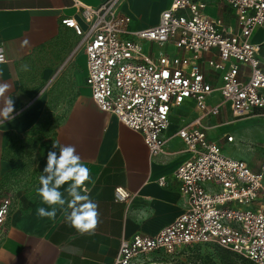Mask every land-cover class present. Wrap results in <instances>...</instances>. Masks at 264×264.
I'll list each match as a JSON object with an SVG mask.
<instances>
[{"label": "built area", "instance_id": "2783aa9c", "mask_svg": "<svg viewBox=\"0 0 264 264\" xmlns=\"http://www.w3.org/2000/svg\"><path fill=\"white\" fill-rule=\"evenodd\" d=\"M221 1L231 11L228 20L210 16L203 0H170L145 28L131 26L120 10L124 0L97 6L71 0L81 21L60 20L78 38L74 53L85 56L84 82L94 103L138 133L151 155L164 152L165 131L179 107L190 101L200 112L176 133L189 154L173 172L181 214L153 235L122 237L111 264H156L150 255L170 257L205 245L264 264V165L253 170L225 154L202 124L226 106L233 118L264 113V39H254L264 31V0ZM157 183L165 186V177ZM131 196L124 187L114 189L116 201ZM13 200L12 188L0 196V237Z\"/></svg>", "mask_w": 264, "mask_h": 264}, {"label": "crops", "instance_id": "0c3cea01", "mask_svg": "<svg viewBox=\"0 0 264 264\" xmlns=\"http://www.w3.org/2000/svg\"><path fill=\"white\" fill-rule=\"evenodd\" d=\"M104 1L84 0L92 6ZM203 1L207 3L206 11L210 16L230 18L231 11L221 0H218L221 12L214 10L209 0ZM169 2L124 0L120 10L130 16L132 27L145 28L157 21ZM67 16L81 21L71 0H0V49L5 58L0 63V83L10 85L5 96L12 97L15 104L13 119L4 121L0 118V196L12 186L3 184L6 174L14 168L5 158L12 137L23 136L40 123L48 100V89L52 86L47 82L25 87L20 78L21 65L38 49L57 42L67 40L76 47L78 38L73 30L60 23L61 18ZM260 33L263 35L261 38ZM25 39L29 43L22 46ZM254 39H264V31L258 29ZM75 53H80L83 60L82 78L72 103L55 128L52 143L74 145L82 162L89 168L90 180L84 188L98 204V226L93 235H80L68 225L62 211L57 212L54 220L37 215L38 207H48L42 204L37 194L39 177L46 166L47 154L43 155L42 171L33 188L30 191L13 189V205L0 237V264H111L122 237L153 235L182 212L183 200L173 172L189 154L176 133L191 121L182 124L178 114H183L182 110L188 106L196 113L194 118L200 112L190 101L179 107L165 131L164 152L151 155L138 133L113 115L101 111L94 103L84 82L85 56L81 51ZM51 72L52 69H45L43 77H50ZM211 76L212 80H209L212 83L217 78L214 73ZM217 115L203 118L202 124ZM228 123L231 122H224L220 127ZM205 128L206 137L215 141ZM160 177H165V186L157 183ZM117 186L126 188L132 195L127 202L115 200L114 189Z\"/></svg>", "mask_w": 264, "mask_h": 264}, {"label": "rangeland", "instance_id": "374dc122", "mask_svg": "<svg viewBox=\"0 0 264 264\" xmlns=\"http://www.w3.org/2000/svg\"><path fill=\"white\" fill-rule=\"evenodd\" d=\"M209 2L214 10L221 12L222 6L218 0ZM262 36L260 33L259 37ZM66 41L38 49L21 65L20 78L25 87L47 82H51L52 86L48 89V100L39 125L23 136L12 137L5 152L6 160L14 168L6 174L3 184H12L9 186L12 189L30 191L33 188L42 171L43 155L45 157L52 147L55 128L77 93L76 87L82 78L83 60L80 53H73L75 45L72 47ZM24 65L28 66L27 70L23 68ZM45 69H52L50 77H43ZM204 72L207 73L206 67ZM212 83L218 86L219 81L215 79ZM214 97L219 99L218 93ZM190 108L185 107L183 114H178L182 118V124L195 119L196 113ZM224 122L231 123L220 127ZM204 125L210 138L218 142L225 154L246 161L253 170L264 165V113L233 118L226 106L216 117L208 118ZM224 132L232 135L234 141L227 142L222 135ZM150 261L156 264H253L239 255L215 247L200 246L170 257L150 255Z\"/></svg>", "mask_w": 264, "mask_h": 264}, {"label": "clouds", "instance_id": "9594fccd", "mask_svg": "<svg viewBox=\"0 0 264 264\" xmlns=\"http://www.w3.org/2000/svg\"><path fill=\"white\" fill-rule=\"evenodd\" d=\"M27 39L22 41V46H27ZM2 52V49H0ZM4 57L0 55V63ZM27 65L23 68L27 70ZM10 85L0 83V118L13 119L15 104L12 97L5 93ZM90 180V170L82 162V158L74 145H62L53 141L52 150L47 152L46 166L39 177L37 194L41 202L48 207H38L37 215L40 218L54 220L58 211L65 214L68 225L80 235H93L99 223L98 204L88 194L84 185ZM67 185V187H64ZM64 187L63 192L61 188ZM66 206V207H65ZM50 209V210H49Z\"/></svg>", "mask_w": 264, "mask_h": 264}, {"label": "trees", "instance_id": "16d2710c", "mask_svg": "<svg viewBox=\"0 0 264 264\" xmlns=\"http://www.w3.org/2000/svg\"><path fill=\"white\" fill-rule=\"evenodd\" d=\"M39 125V124H38ZM196 248L197 247H199V246H195ZM195 247H193V248H195ZM200 247H215V248H217V249H220V250H222V251H224V252H228V253H231V254H236V253H234V252H231V251H229V250H227V249H223V248H220V247H218V246H210V245H205V246H200ZM192 248V249H193ZM191 249V250H192ZM236 255H238V254H236ZM246 260H248V259H246ZM248 261H250V260H248ZM250 262H252V261H250ZM253 263V262H252ZM253 264H255V263H253Z\"/></svg>", "mask_w": 264, "mask_h": 264}]
</instances>
